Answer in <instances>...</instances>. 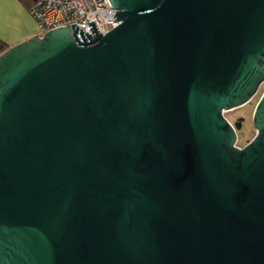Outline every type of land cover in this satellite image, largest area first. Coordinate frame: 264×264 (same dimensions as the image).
<instances>
[{"label":"water","instance_id":"water-1","mask_svg":"<svg viewBox=\"0 0 264 264\" xmlns=\"http://www.w3.org/2000/svg\"><path fill=\"white\" fill-rule=\"evenodd\" d=\"M109 2L0 54V264H264V0Z\"/></svg>","mask_w":264,"mask_h":264},{"label":"built area","instance_id":"built-area-1","mask_svg":"<svg viewBox=\"0 0 264 264\" xmlns=\"http://www.w3.org/2000/svg\"><path fill=\"white\" fill-rule=\"evenodd\" d=\"M30 13L39 36L61 26H68L72 30L71 24H76L79 29L93 37L87 22L94 21L97 33L101 35L119 23L114 20L116 10L112 8L109 0H38L30 8Z\"/></svg>","mask_w":264,"mask_h":264},{"label":"crops","instance_id":"crops-1","mask_svg":"<svg viewBox=\"0 0 264 264\" xmlns=\"http://www.w3.org/2000/svg\"><path fill=\"white\" fill-rule=\"evenodd\" d=\"M38 35L30 10L19 0H0V39L9 47Z\"/></svg>","mask_w":264,"mask_h":264},{"label":"rangeland","instance_id":"rangeland-1","mask_svg":"<svg viewBox=\"0 0 264 264\" xmlns=\"http://www.w3.org/2000/svg\"><path fill=\"white\" fill-rule=\"evenodd\" d=\"M264 91V83L260 86L255 96L246 104L233 110L224 112V116L232 123L235 124L241 119L240 129L237 130V145L244 146L255 135V129L252 125V115L254 108Z\"/></svg>","mask_w":264,"mask_h":264},{"label":"trees","instance_id":"trees-1","mask_svg":"<svg viewBox=\"0 0 264 264\" xmlns=\"http://www.w3.org/2000/svg\"><path fill=\"white\" fill-rule=\"evenodd\" d=\"M25 8L29 9L38 1V0H19ZM9 46L4 43L1 39H0V54L2 52H4Z\"/></svg>","mask_w":264,"mask_h":264},{"label":"flooded vegetation","instance_id":"flooded-vegetation-1","mask_svg":"<svg viewBox=\"0 0 264 264\" xmlns=\"http://www.w3.org/2000/svg\"><path fill=\"white\" fill-rule=\"evenodd\" d=\"M239 121V120H238Z\"/></svg>","mask_w":264,"mask_h":264}]
</instances>
